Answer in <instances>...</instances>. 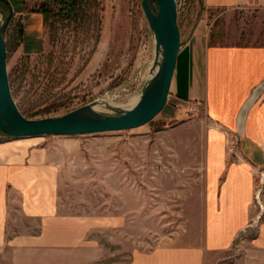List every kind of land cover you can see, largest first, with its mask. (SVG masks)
Wrapping results in <instances>:
<instances>
[{
  "label": "rangeland",
  "instance_id": "rangeland-1",
  "mask_svg": "<svg viewBox=\"0 0 264 264\" xmlns=\"http://www.w3.org/2000/svg\"><path fill=\"white\" fill-rule=\"evenodd\" d=\"M45 1L27 0L26 11L14 9L5 33L11 89L21 112L28 118L57 116L101 99L111 101L97 109L105 113H112L114 106L131 108L128 103L140 96L152 77L156 57L155 37L141 0H91L78 26L54 13L38 12ZM1 3L3 24L8 8ZM177 3L185 41L193 21V0ZM253 19L243 12L217 16L211 42L264 41L256 36ZM18 23L24 27L22 36ZM206 116L205 103L178 102L170 90L163 110L146 125L79 135L72 146L65 144L72 154L61 172L59 211L116 219V225L91 233L104 250L94 264H127L137 251L190 242L186 233L197 230L199 215L184 213L198 212L191 200L193 192H199L200 177L186 170L205 162L210 127ZM48 137L52 136L35 141ZM9 138L0 131V141ZM258 174L260 203L254 207L261 211L264 171ZM256 234V226L249 228L213 264H264V249L252 244ZM9 259L0 251V264H9Z\"/></svg>",
  "mask_w": 264,
  "mask_h": 264
},
{
  "label": "crops",
  "instance_id": "crops-1",
  "mask_svg": "<svg viewBox=\"0 0 264 264\" xmlns=\"http://www.w3.org/2000/svg\"><path fill=\"white\" fill-rule=\"evenodd\" d=\"M8 1L26 11L27 0ZM192 6L171 90L178 102L205 103L210 125L204 164L186 170L200 177L191 200L198 212L184 213L199 215L198 228L186 233L190 242L137 251L127 264H213L253 226L252 244L264 249V200L261 211L254 207L264 171V41L211 42L216 17L237 12L253 17L256 36L264 38V0H193ZM74 137L0 141V251L9 264H94L103 256L91 233L116 225L115 217L59 211L61 172L72 154L64 147Z\"/></svg>",
  "mask_w": 264,
  "mask_h": 264
},
{
  "label": "water",
  "instance_id": "water-1",
  "mask_svg": "<svg viewBox=\"0 0 264 264\" xmlns=\"http://www.w3.org/2000/svg\"><path fill=\"white\" fill-rule=\"evenodd\" d=\"M8 15L0 22V129L15 139L46 136H79L136 129L153 120L165 107L181 49L177 0H141L142 9L155 37L152 77L144 85L137 103L128 109L111 107L112 113L94 108L95 103L68 113L43 118L26 117L12 94L8 72L5 33L14 15L8 0Z\"/></svg>",
  "mask_w": 264,
  "mask_h": 264
},
{
  "label": "trees",
  "instance_id": "trees-1",
  "mask_svg": "<svg viewBox=\"0 0 264 264\" xmlns=\"http://www.w3.org/2000/svg\"><path fill=\"white\" fill-rule=\"evenodd\" d=\"M90 7L91 0H46L42 6H40L38 12L54 13L61 21L73 23L78 26L77 23L82 21L81 19L84 18L83 15L86 14V11ZM16 26H18V34L22 36L24 33L23 25L18 23ZM12 94L14 96V92H12ZM0 131L2 130L0 129Z\"/></svg>",
  "mask_w": 264,
  "mask_h": 264
},
{
  "label": "bare ground",
  "instance_id": "bare-ground-1",
  "mask_svg": "<svg viewBox=\"0 0 264 264\" xmlns=\"http://www.w3.org/2000/svg\"><path fill=\"white\" fill-rule=\"evenodd\" d=\"M114 96V95H113ZM116 96V95H115ZM112 99V98H111ZM138 99H139V97H137V98H133V99H131V101L128 103V104H130V105H132V107L137 103V101H138ZM111 102V101H110ZM109 102V103H110ZM109 103H107L105 100H103V99H101V100H98L97 101V104L94 106V108L97 110V109H99V107L100 106H107V105H109ZM115 103H112V105H114ZM126 105V104H125ZM129 106V105H128ZM102 108V107H101ZM114 108H115V106H114ZM124 108V107H123ZM126 108V107H125ZM124 108V109H125ZM127 109V108H126Z\"/></svg>",
  "mask_w": 264,
  "mask_h": 264
}]
</instances>
